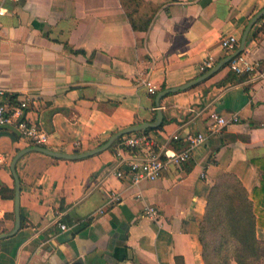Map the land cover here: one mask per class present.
<instances>
[{"label":"crops","instance_id":"0c3cea01","mask_svg":"<svg viewBox=\"0 0 264 264\" xmlns=\"http://www.w3.org/2000/svg\"><path fill=\"white\" fill-rule=\"evenodd\" d=\"M0 6L6 9L0 88L15 103L32 98L25 116L48 132L47 148L80 153L120 130L154 122L158 94L234 54L264 0H0ZM230 35L238 38L232 52L221 44ZM238 55L254 71H235L232 58L198 84L164 95L159 127L132 132L176 149L187 142H176L175 134L208 135L190 161L155 180L133 184L112 172L119 141L132 133L82 158L24 154L16 164V231L12 162L35 144L13 125L0 127V264H205L200 224L213 186L232 175L264 198V16ZM210 56L214 65L203 70ZM213 110L240 119L212 130ZM146 206L157 216L145 213ZM257 234L264 238V229Z\"/></svg>","mask_w":264,"mask_h":264},{"label":"built area","instance_id":"2783aa9c","mask_svg":"<svg viewBox=\"0 0 264 264\" xmlns=\"http://www.w3.org/2000/svg\"><path fill=\"white\" fill-rule=\"evenodd\" d=\"M17 2L20 0H6ZM6 9L0 6V14ZM221 44L227 51H234L237 48L238 38L234 35L224 36ZM238 60L244 61V66L240 67ZM232 68L237 72H252L255 64L250 63L244 56L237 55L232 59ZM214 65V58L210 56L203 62L202 69L206 70ZM150 94L156 93L154 84L145 80ZM32 98L29 96L20 103H15L11 96L5 94L0 88V127L13 125L19 131L21 138L35 145L45 146L49 142V134L36 122L29 121L25 116V110L30 107ZM204 108L199 110L191 107V111L196 114L202 113ZM195 114V115H196ZM212 120V130H217L223 126L239 121L238 115L225 117L218 111L209 113ZM208 135L206 132H189L180 136L175 134L173 140L179 142L183 139L187 142L184 149H176L160 144L148 133L138 132L124 135L116 148L115 167L112 172L121 178L129 179L133 184H139L144 180H155L159 178L168 167L180 166L193 156V149L203 144ZM115 198V196H113ZM145 213L155 217L157 210L153 206H146ZM63 230L68 229L66 222L60 221Z\"/></svg>","mask_w":264,"mask_h":264},{"label":"trees","instance_id":"16d2710c","mask_svg":"<svg viewBox=\"0 0 264 264\" xmlns=\"http://www.w3.org/2000/svg\"><path fill=\"white\" fill-rule=\"evenodd\" d=\"M128 16L137 28L129 10ZM258 191L249 193L232 175L213 186L200 224L205 264H258L264 259V238L257 234L264 229V198Z\"/></svg>","mask_w":264,"mask_h":264},{"label":"water","instance_id":"95a60500","mask_svg":"<svg viewBox=\"0 0 264 264\" xmlns=\"http://www.w3.org/2000/svg\"><path fill=\"white\" fill-rule=\"evenodd\" d=\"M264 16V8L258 13L256 14L252 20L250 21L247 30L242 38V42H241V46L240 48L231 56H229L228 58L222 60L219 64H217L214 68H212L210 71L202 74L201 76H199L198 78L187 82L181 86L175 87V88H169L166 90L161 91L158 96H157V104H158V113L156 116V120L154 122H143L141 124H137L134 126H130L128 128H125L123 130H120L118 132H116L115 134H113L109 140L103 144L100 147H97L95 149L86 151V152H80V153H65V152H59V151H55L52 150L50 148H47L46 146H42V145H34V146H30L27 147L25 149H22L21 151L18 152V154L14 157L13 162H12V170H13V174L15 177V183H16V227L15 230L16 231L20 226H21V216L19 213V201H20V188H21V179L20 176L18 175L17 171H16V164L17 161L26 153L30 152V151H39V152H43L46 153L48 155H51L53 157L56 158H82V157H87L90 155H93L95 153H97L98 151L104 150L109 148L113 142H115L118 138H120L121 136H123L124 134L127 133H132V132H136V131H140L146 128H155V127H159L162 122H163V113H162V109L160 106V99L170 93V92H174V91H179V90H183L189 87H192L196 84H198L199 82L203 81L204 79L208 78L210 75L214 74L217 70H219L221 68L222 65H224L225 63H227L228 61H230L232 58H234L236 55H238L239 53H241L245 46H246V41L248 38V33L250 31V29L252 28L253 24L261 17ZM14 233V232H12ZM4 235H0V238H2Z\"/></svg>","mask_w":264,"mask_h":264},{"label":"rangeland","instance_id":"374dc122","mask_svg":"<svg viewBox=\"0 0 264 264\" xmlns=\"http://www.w3.org/2000/svg\"><path fill=\"white\" fill-rule=\"evenodd\" d=\"M258 264H264V259H262L261 261H258Z\"/></svg>","mask_w":264,"mask_h":264}]
</instances>
